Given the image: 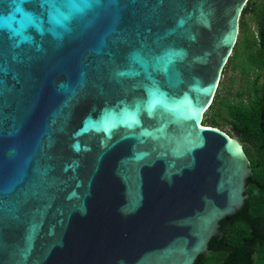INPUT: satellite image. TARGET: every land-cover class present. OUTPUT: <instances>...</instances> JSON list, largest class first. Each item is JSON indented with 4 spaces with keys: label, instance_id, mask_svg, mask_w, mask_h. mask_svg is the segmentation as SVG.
<instances>
[{
    "label": "water",
    "instance_id": "obj_1",
    "mask_svg": "<svg viewBox=\"0 0 264 264\" xmlns=\"http://www.w3.org/2000/svg\"><path fill=\"white\" fill-rule=\"evenodd\" d=\"M248 0H0V264H194L251 163L202 125Z\"/></svg>",
    "mask_w": 264,
    "mask_h": 264
},
{
    "label": "trees",
    "instance_id": "obj_2",
    "mask_svg": "<svg viewBox=\"0 0 264 264\" xmlns=\"http://www.w3.org/2000/svg\"><path fill=\"white\" fill-rule=\"evenodd\" d=\"M250 14L256 24L250 33ZM240 30L233 53L223 70L264 69V0H248L240 17ZM244 51L242 62H236ZM247 78V92L231 88L223 94L217 88L202 125L229 128L243 145L251 163L244 205L233 216L220 221V234L209 241V253L198 255L194 264H264V83ZM221 82V80H220ZM220 85V83H219ZM225 131V130H224ZM226 132V131H225Z\"/></svg>",
    "mask_w": 264,
    "mask_h": 264
},
{
    "label": "rangeland",
    "instance_id": "obj_3",
    "mask_svg": "<svg viewBox=\"0 0 264 264\" xmlns=\"http://www.w3.org/2000/svg\"><path fill=\"white\" fill-rule=\"evenodd\" d=\"M246 21L250 26V33L252 31H255L256 28V24L255 22L252 20V17L250 14L247 15L246 17ZM240 57H241V52L238 51L237 55H236V61L238 64L241 63L240 61ZM223 76L221 77V82L219 85V91L223 94L227 93L226 89H228L229 87L231 88V92L235 93L237 90H242L243 93H245V90L248 89L247 86H245V83L243 82V79L240 77L239 73L236 72V74H234L233 72L227 71L224 74H222ZM259 80V85L264 83V73H261L258 77ZM234 79L235 82H231V80ZM226 132H229V128L225 127L224 129ZM230 136H235L232 133L229 134Z\"/></svg>",
    "mask_w": 264,
    "mask_h": 264
},
{
    "label": "flooded vegetation",
    "instance_id": "obj_4",
    "mask_svg": "<svg viewBox=\"0 0 264 264\" xmlns=\"http://www.w3.org/2000/svg\"><path fill=\"white\" fill-rule=\"evenodd\" d=\"M234 49V48H233ZM232 53H233V51H232ZM232 53H231V55H232ZM243 55H244V51H241V57H240V61L242 62V57H243ZM237 62V61H236ZM230 72H233L234 74H236V72H238L239 73V75H240V77L243 79V82L245 83V86H247V78L250 80V81H248V83H250L251 81H253L254 79H256V81H258L259 82V80H258V76L261 74V73H264V69H256V70H249L248 72H247V74H242L240 71H239V69H237V70H231ZM223 76V75H222ZM231 82L233 83V82H235L234 81V79H232L231 80ZM226 91H227V89H226ZM245 92H247V89L245 90ZM236 93V92H235ZM235 93H233V94H235ZM236 137V136H235ZM237 138V137H236Z\"/></svg>",
    "mask_w": 264,
    "mask_h": 264
}]
</instances>
